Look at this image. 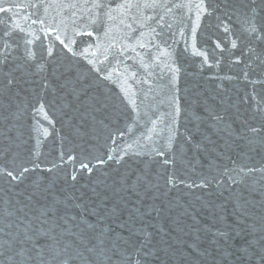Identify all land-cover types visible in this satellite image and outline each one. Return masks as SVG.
<instances>
[{
	"label": "water",
	"instance_id": "obj_1",
	"mask_svg": "<svg viewBox=\"0 0 264 264\" xmlns=\"http://www.w3.org/2000/svg\"><path fill=\"white\" fill-rule=\"evenodd\" d=\"M100 2L0 0L10 9L0 47L12 45L0 65V168L31 169L0 175V244L75 216L70 227L84 219L105 233L91 264H127L129 253L139 264H264L253 254L264 241L251 259L239 252L264 235V0ZM17 23L25 31L3 37ZM49 29L74 38L76 54Z\"/></svg>",
	"mask_w": 264,
	"mask_h": 264
},
{
	"label": "snow or ice",
	"instance_id": "obj_2",
	"mask_svg": "<svg viewBox=\"0 0 264 264\" xmlns=\"http://www.w3.org/2000/svg\"><path fill=\"white\" fill-rule=\"evenodd\" d=\"M72 7H75V5H72ZM92 7L101 9L104 7V4L100 2V0H94V3ZM118 8H131L133 5L131 3L127 4H119L117 6ZM198 8L203 10V5H197ZM10 9L0 6V13H7ZM111 9L109 12L104 13L108 16L109 19H112L111 16ZM253 12V21L255 20V16L258 15L255 9L252 10ZM95 22V21H93ZM0 23H3V20H0ZM33 23H36V21H33ZM41 24H43V21H40ZM20 31L24 32L25 29L21 27L18 23L11 26V30L4 31L3 37H8L11 35V31ZM225 32H229V28L225 26ZM45 31V30H42ZM250 33H257V39H261V35L258 33V29L255 26V23L250 26ZM46 35H53L55 41H58L59 44L66 49L68 52H73L72 45L75 44V39L72 37L65 36L64 38H61V35L56 32L55 29H49L45 31ZM88 35L92 36L93 33L91 31H77L75 33L76 36L79 35ZM31 35V34H29ZM2 39V37H0ZM40 37L33 35L30 39H25L24 43L26 45H32L36 40H39ZM232 47H237L236 41L233 40ZM143 46V45H141ZM54 47L55 45H52L47 48V53L49 56L53 55L54 53ZM217 48H220L221 45L217 43ZM12 48V45L8 43L7 40L3 41L2 47H0V65H3L5 61L8 59V55H6V51L10 50ZM87 51V50H85ZM10 54V53H9ZM75 55L76 53L73 52ZM26 55L29 59L35 58V53L31 50V48H28L26 50ZM83 55V53H81ZM91 62V61H90ZM9 85L13 83V80L8 81ZM43 110V105H40V108L38 111ZM177 114H179V107L177 106ZM45 118L47 116L45 115ZM253 132L257 131V129H252ZM148 139H151V136L148 137ZM160 156H164V152H158L157 153ZM114 157L112 155H109L107 157L108 160H112ZM123 157L117 158L116 162L119 163L120 159ZM74 159L73 157H69V160ZM106 161L99 160L98 163L103 164ZM163 163L165 165H168L171 163V160L164 159ZM34 167H39V165H35ZM80 169L86 170L88 173L92 172V167L89 166V163L81 161L80 163ZM31 171V169L25 167L22 169V171L19 174V177L17 175H14L12 171H9L4 168H0V175H6L8 177H11L13 181L18 180L20 177L24 175V173H27ZM249 171H254L253 169H249ZM72 179L75 180L76 176L73 175ZM169 183H172V177H169ZM246 214L243 211H239V216L244 217ZM39 219V218H38ZM63 221V224H60L57 222L55 225H53L50 228H46L44 225L47 224L46 220H43L40 222L39 226H32L30 227L29 231L31 234H29L28 231L23 233L22 237L17 238L13 237L12 242H4L8 244L7 248H4L3 244H0V264H5V260L8 261V264H73L74 261H81V264H91L92 254H106V248L105 244L106 241L103 238L105 233L103 230L97 232L96 231V225L88 222L87 220L81 219L79 224H73L71 227L69 226V220L75 221L76 217H61L60 218ZM99 219V217H98ZM242 219H238L237 223H242ZM81 225H84L83 228H81ZM11 227V225L9 226ZM73 228H76L78 231H73ZM59 229V230H57ZM110 230V229H109ZM3 229L0 228V232H2ZM235 231V230H234ZM252 232H255V227L253 226ZM251 234V233H249ZM215 235H218L220 238L227 241L229 237L228 232H222L217 231ZM235 237L239 238L241 237L240 231H235ZM261 241H264V235L259 236L257 239L253 240H246L244 244H242L239 248V252L241 253L240 259H251V257L248 255L249 248H252L255 244L260 243ZM128 241L125 240V243ZM141 246H144V242H140ZM15 245H20L21 247L17 248ZM135 247V246H133ZM135 251L139 253L140 248H135ZM5 252H8L9 255L5 257ZM87 253V255H85ZM119 254V253H117ZM254 255L259 256V261L264 262V245L261 246L258 252L253 253ZM16 257H20V260L17 261ZM110 259V258H109ZM124 260L127 262V264H139V260L135 259L132 254H127L124 256Z\"/></svg>",
	"mask_w": 264,
	"mask_h": 264
}]
</instances>
